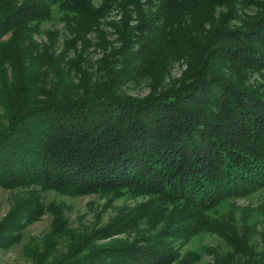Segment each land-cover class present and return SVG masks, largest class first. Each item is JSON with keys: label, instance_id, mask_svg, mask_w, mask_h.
I'll return each mask as SVG.
<instances>
[{"label": "trees", "instance_id": "1", "mask_svg": "<svg viewBox=\"0 0 264 264\" xmlns=\"http://www.w3.org/2000/svg\"><path fill=\"white\" fill-rule=\"evenodd\" d=\"M118 2L116 39L92 62L89 52L66 58L25 46L42 6L18 11L13 0H0V187L90 194L146 186L154 176L164 197L186 192L192 205L208 208L245 191L239 185H263L264 93L247 92L240 73L244 59L264 57L242 40L250 33L264 44V8L256 0ZM155 2L162 11H153ZM250 6L260 11L249 17ZM78 43L89 47L84 37ZM180 62L186 71L173 79L170 70ZM142 81L149 96H123L124 87ZM250 107L254 113L237 118ZM22 202L0 223L1 249L15 245L20 220L32 211L30 203L20 212ZM59 221L57 214L50 233L28 249L33 263L151 262L154 251L125 242L96 245L107 230L121 234V225L91 234Z\"/></svg>", "mask_w": 264, "mask_h": 264}, {"label": "rangeland", "instance_id": "2", "mask_svg": "<svg viewBox=\"0 0 264 264\" xmlns=\"http://www.w3.org/2000/svg\"><path fill=\"white\" fill-rule=\"evenodd\" d=\"M256 1L262 11L264 0ZM33 5L42 7L37 22H33L26 33L25 46L37 44L56 54L61 52L66 58L76 50L83 54L89 52L92 62L99 59L104 46L114 43L118 23H122V4L118 0H13L12 7L22 11ZM258 7H248L245 14L253 16L255 10L260 11ZM145 9L150 12L149 7ZM153 11H162L158 2H155ZM160 24L158 22L157 27ZM247 35L242 39L246 49H255L258 45L259 50L264 51L260 40L253 42L251 34ZM83 37L89 41V47H84L87 42L83 46L77 44ZM74 40L77 41L76 48ZM244 62L240 77L246 91L264 93V57L247 58ZM185 71L186 67L180 62L171 68L170 77L180 78ZM122 91L123 96L142 99L152 90L147 82L142 81L124 87ZM190 95L193 94L190 92ZM255 99L259 102L258 98ZM224 107L229 105L225 103ZM245 109L247 113L236 117L247 116L250 111L254 113L256 108ZM258 116L263 118L261 114ZM251 121L254 120L247 123ZM216 151L219 155V150ZM194 154L203 153L198 150ZM151 178L146 186L144 183H138L135 188L121 185L75 195L68 194V191L43 190L41 186L0 187V223L16 202L23 201L20 212L29 209L28 205L32 203L28 218L20 220V230L13 241L15 245L9 249L0 248V264H35L28 257V249L50 233L57 214L64 229L76 233L95 234L100 229L121 225V234L116 235L119 233L116 227L114 231L107 230L104 233L107 236L94 240L96 245L125 242L138 250L154 251L152 258L147 259L150 264H264V184H257L254 188L249 183L244 187L239 185L245 191L232 193L208 208H197L184 197L186 192L164 197L160 194L161 185L154 176ZM34 193L36 196H31Z\"/></svg>", "mask_w": 264, "mask_h": 264}]
</instances>
